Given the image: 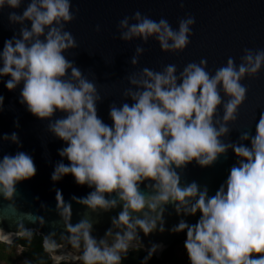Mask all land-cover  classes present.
Here are the masks:
<instances>
[{
	"label": "clouds",
	"instance_id": "obj_1",
	"mask_svg": "<svg viewBox=\"0 0 264 264\" xmlns=\"http://www.w3.org/2000/svg\"><path fill=\"white\" fill-rule=\"evenodd\" d=\"M23 3L0 0V11L12 9L9 21L20 25L19 36L6 40L0 52V77H10L5 82L9 91L23 84L20 103L37 119L48 121V132L65 143L58 151L62 159L54 167L52 181L71 175L77 185L94 189L85 197H72L92 213L122 205V211L111 219L112 227L97 240L90 220L71 223V204L65 203L57 189L56 211L66 235L61 234L57 243L56 233L51 232L43 244L54 264H122L130 250L143 247L139 232L148 236L158 226L159 231L165 230L163 216L169 204L178 216L200 214L195 224L181 219L171 229L173 233L186 231L184 247L190 264H264V112L255 135L245 131L239 142H226L232 131L229 125L236 122L247 97L248 88L241 82L246 76L257 77L264 68V49L245 48L239 65L229 57L214 74L207 70L206 58L186 64L179 74L174 64L161 71L145 67L126 77L130 87L123 91V98L132 103L111 104L112 124L108 125L97 113L102 97L95 77L89 80L65 56L78 47L65 26L79 10L72 11L71 0H30L18 13ZM195 22L193 15L186 14L179 18L178 29H173L167 19L156 21L137 10L117 27L123 42L139 39L146 44L155 39L162 52L181 53L190 43ZM144 51L140 45L135 48L130 60L133 67ZM3 101L0 96V111ZM221 106L224 114L218 119ZM57 113L63 115L54 119ZM2 140L20 145L15 132ZM229 150L236 163L214 195L209 196L207 187L201 189L196 182L182 185L188 164L195 161L202 168L209 167ZM65 158L68 164L63 163ZM35 175V163L27 153L3 155L0 197L16 209L17 186ZM142 184L146 191L141 190ZM30 222L45 224L37 215ZM18 227L24 228L23 223ZM25 234L32 231L25 230ZM68 246L71 251L66 250ZM156 250L153 245L146 261Z\"/></svg>",
	"mask_w": 264,
	"mask_h": 264
},
{
	"label": "water",
	"instance_id": "obj_2",
	"mask_svg": "<svg viewBox=\"0 0 264 264\" xmlns=\"http://www.w3.org/2000/svg\"><path fill=\"white\" fill-rule=\"evenodd\" d=\"M29 2L30 0H24L21 8L16 11L22 13ZM71 4L74 13L77 9L79 11L75 20L66 25L65 29L71 32L78 47L65 53V56L89 80L95 77L98 94L102 97L97 104V113L108 125L112 124L109 117L111 104L119 106L124 102L132 103L123 98V91L130 87L126 77L145 67L161 71L164 66L174 64L179 74L186 64L199 63L202 58H206L207 70L214 74L217 68L226 65L229 57H233L239 65L245 48L264 49V0H183V8L181 0H71ZM137 10L156 21L161 17L167 19L173 29H178L179 18L186 14L193 15L196 22L187 48L181 53H164L155 39H150L146 44L139 39L127 43L121 41L117 27L120 20ZM12 11L7 7L0 11V52L6 40L14 35L19 36L20 25L9 21ZM26 24L31 27L30 22ZM97 25L100 26L99 32L96 31ZM138 45L145 51L139 58L138 65L133 67L130 60ZM8 79L10 77H0V96L4 98L3 110L0 111V159L5 154L25 152L35 163L36 175L17 186L16 209L0 197V218L4 220L0 223V239L9 242H3L8 245H20V256L35 264H54L43 244L44 237L51 232L56 233L57 243L61 242V234L66 235L65 226L56 211L57 189L61 191L65 203L71 204V223L76 224L81 218L90 220L93 223L92 236L97 240L103 238L112 227L111 219L122 211V205L106 213H92L73 201L72 197H85L94 189L77 185L71 175L63 177L59 182L52 181L54 167L62 159L58 151L66 145L48 132V121L37 119L20 103L23 84L14 91H9L5 87ZM241 83L248 88L247 97L238 110L236 122L229 125L232 131L226 142H239L240 133L245 131L255 135L256 123L264 112V68L257 77L246 76ZM221 96L223 100H227L223 92ZM223 114L221 106L216 118L222 119ZM61 115L63 114L57 113L54 119ZM13 132L19 137V146L2 140L5 134L11 135ZM245 143L250 146V142ZM236 159L235 154L229 150L226 156H221L209 167L202 168L193 161L183 169L181 183L196 182L201 189L207 187L209 196H212L225 183ZM63 163L68 164L69 161L65 158ZM141 190H147L145 184L141 185ZM41 205L45 207L42 208ZM24 213H31L33 216H25ZM36 215L44 218V226L30 222L35 220ZM199 218V213L195 216H178L174 206L167 205L163 216L165 230L159 231L158 226L148 236L139 232L143 247L130 250L122 264H161L168 261L173 256V245L185 242L187 238L186 231L173 233L171 229L181 219L192 225ZM21 223L25 230L32 231L31 235L25 234L24 228L18 227ZM111 242L109 238V243ZM153 245L157 246V250L146 261ZM66 250L71 251L70 246ZM61 264L65 262L62 261ZM76 264L80 262L77 261Z\"/></svg>",
	"mask_w": 264,
	"mask_h": 264
},
{
	"label": "trees",
	"instance_id": "obj_3",
	"mask_svg": "<svg viewBox=\"0 0 264 264\" xmlns=\"http://www.w3.org/2000/svg\"><path fill=\"white\" fill-rule=\"evenodd\" d=\"M181 242L173 245V247H172V253H173L172 258H170L168 261L161 263V264H171V263H176L178 261L177 247L179 246V244ZM14 246H18L21 248V246L16 244V243H13L12 245H8V244L0 242V264H15L16 259H15V255L13 252ZM186 255H187V252H186ZM187 257H188V255H187ZM22 258L25 261H30L31 264H35L33 261H31L29 259H26L24 257H22Z\"/></svg>",
	"mask_w": 264,
	"mask_h": 264
},
{
	"label": "rangeland",
	"instance_id": "obj_4",
	"mask_svg": "<svg viewBox=\"0 0 264 264\" xmlns=\"http://www.w3.org/2000/svg\"><path fill=\"white\" fill-rule=\"evenodd\" d=\"M3 243V242H2ZM185 242H181L179 246L177 247V253H178V261L176 263L171 264H190V261L186 255V249L184 247ZM22 249L18 246H14L13 252L15 255L16 262L15 264H24L25 260L20 256L19 252Z\"/></svg>",
	"mask_w": 264,
	"mask_h": 264
},
{
	"label": "bare ground",
	"instance_id": "obj_5",
	"mask_svg": "<svg viewBox=\"0 0 264 264\" xmlns=\"http://www.w3.org/2000/svg\"><path fill=\"white\" fill-rule=\"evenodd\" d=\"M0 241H2V242H6V241H3V240H1V239H0ZM6 243H9V242H6Z\"/></svg>",
	"mask_w": 264,
	"mask_h": 264
}]
</instances>
